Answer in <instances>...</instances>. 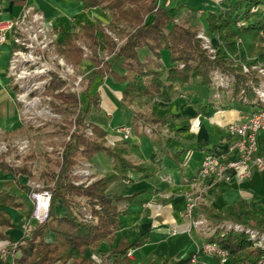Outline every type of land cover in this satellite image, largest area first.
<instances>
[{
    "label": "trees",
    "instance_id": "trees-1",
    "mask_svg": "<svg viewBox=\"0 0 264 264\" xmlns=\"http://www.w3.org/2000/svg\"><path fill=\"white\" fill-rule=\"evenodd\" d=\"M75 1L87 10L100 8L109 12L107 28L119 34L123 42L117 46L105 35L101 25L75 19L78 30L64 33L63 40L54 44L55 51L67 63L77 67L83 60L78 42L87 41L97 49L101 42L96 36L99 34L106 50L113 53V58L94 70L93 76L89 78L83 91L87 100L84 108L79 96L66 92L67 100L63 102L68 107L78 106L79 109L75 128L62 144L61 160L56 163L57 172L49 175L50 184L44 187L51 193L48 217L43 224L34 226L28 237L22 236L17 242L9 243L13 246L1 258L3 264H92V253L100 257L103 264H135L126 254L131 248L143 246L146 239L138 238L132 242L124 237L116 239V232L123 225L118 203L129 198L109 192V187L123 180L129 172L140 173L142 178H148L156 169L147 163L133 161L127 147L108 144L106 131L85 121L92 111L99 110L98 95L89 94L95 77H110L122 85L120 101L124 106L134 109L129 126L131 130H136L140 124L150 129L155 126L156 131L152 129V132L156 133L168 123V119L152 112L135 110L146 96L158 94L162 88L173 95L177 88L193 80H197L205 89H212L214 94L210 73L218 70L234 77L230 98L245 105L253 95L247 88L248 76L242 72L241 66L264 63V0H221L222 10L207 14V33L217 35L220 43L213 58L206 54L196 37L198 27L176 23L175 17L168 11L169 6H163L158 0ZM164 51L168 55V65L163 63ZM237 55L239 60L233 64L231 59ZM115 64L123 74L116 72L113 67ZM98 65L94 62L95 68ZM50 86L48 92L54 96L63 83L54 80ZM242 87L246 91L240 98L238 94ZM219 91L226 94L225 91ZM56 94L59 95L58 92ZM88 130L90 135L87 134ZM97 154L110 159L112 170L87 186L74 185L72 169L80 160L91 163ZM0 171L14 177L13 181L3 183L0 188V205L22 208L19 197L9 190L12 185L26 190L17 180L22 171L9 169L3 164H0ZM58 209L63 210V214L58 213ZM86 214L90 215L89 219ZM208 222L214 230L205 242L215 243L226 250L234 258V264H258L264 258V248L254 245L245 232L249 229L264 234L261 210L240 214L210 211ZM223 224L231 228H220ZM235 225L242 230L233 229ZM12 227L8 215L0 210V228ZM6 239L0 234V240ZM194 255L190 253L180 259L148 255L142 258L141 264H192Z\"/></svg>",
    "mask_w": 264,
    "mask_h": 264
},
{
    "label": "crops",
    "instance_id": "crops-1",
    "mask_svg": "<svg viewBox=\"0 0 264 264\" xmlns=\"http://www.w3.org/2000/svg\"><path fill=\"white\" fill-rule=\"evenodd\" d=\"M177 1L169 5L170 7L175 4L173 9L175 19H180L190 26H203L202 20L208 13L222 9L221 0ZM72 3L84 9L75 0H0V20H10L18 16L22 9L33 8L42 13L53 25L61 41L67 32L66 26L72 27L67 33L78 30L75 25L76 17L69 11ZM96 9L88 10L92 12ZM10 47L11 42L8 39L0 50L2 116L14 111L13 93L8 77ZM116 72L119 75L123 74L119 67L116 68ZM93 89L92 95H98L99 110L92 111L86 121L106 131L108 144L124 145L130 150V158L133 161L147 163L156 169L148 178H142L140 173L129 172L123 180L114 182L109 187V192L129 198L118 203L123 225L116 232V239L124 237L129 242L138 238L146 239L143 246L129 249L132 251L130 259L132 262L135 263L136 260L140 262L148 255L184 258V254L191 246L197 248L209 236L210 211L240 214L259 209L264 218V171L256 169H252L250 177L244 180L238 181L233 172L229 171L230 181H216L209 177L197 183L194 190L200 197L193 218L201 222V225L191 226L183 213L185 193L192 189L191 178L197 174L204 155L226 148L231 141L226 126L239 120L243 114L257 109L253 98L245 105L227 98L226 94H221V98L216 99L213 97V90L200 86L197 80L177 88L173 95H170L166 88H162L158 94L140 100L142 102L135 110L164 116L168 123L156 133L152 132V129L156 131L155 126L150 129L138 124L136 130L132 129L130 137L124 139L120 128L131 126L134 109L121 103L122 85L110 77H95L90 87V90ZM195 118L200 120L198 128L191 127ZM259 152L264 155V130L259 135ZM228 159H234V156L229 155ZM90 165L96 178L112 170L110 159L103 154L95 155ZM15 188L17 189V185H12L9 190L19 197L22 208L0 205V210L8 215L13 227L15 225L20 227L29 218L22 213L31 211L32 206L31 203L25 206V202H29L27 196L20 188L17 190ZM57 211L63 214V210ZM4 229L0 228V234L5 236L9 231L4 232ZM203 229L206 233L202 232ZM7 239L9 240V237ZM194 251L191 253L196 252ZM201 261L214 260L208 256H199L198 262Z\"/></svg>",
    "mask_w": 264,
    "mask_h": 264
},
{
    "label": "rangeland",
    "instance_id": "rangeland-1",
    "mask_svg": "<svg viewBox=\"0 0 264 264\" xmlns=\"http://www.w3.org/2000/svg\"><path fill=\"white\" fill-rule=\"evenodd\" d=\"M174 5L175 4L168 8L172 17H174ZM221 10L222 9L219 11ZM69 11L72 16L76 17L75 19L83 23L101 25L105 35L110 40L114 41L117 46L121 45L123 42L119 34L107 28L110 21L109 12L100 8L91 12L90 10L79 8L73 3L69 6ZM174 21L176 23H186L180 19H175ZM202 21L204 27L196 25L198 27V32L204 30L205 34L211 40L212 45L215 47V51L210 53L203 47L202 48L206 51L208 56L213 58L220 44L219 39L217 35L207 33L206 17H204ZM72 24H74V21H72ZM238 25L239 24H237V26ZM71 29L72 27L68 25L65 31L68 32ZM97 37L101 41L97 49L87 41L78 42L83 53V60L79 66L74 67L67 63L55 51L54 44L62 40L60 41L53 25L48 22L47 46L45 48L38 47L32 55L23 53V58H32L31 62H22V59H19L17 69L14 73L12 72L10 74L8 69L10 90L13 93L12 102L14 103V111L12 113L8 112L7 116H2L3 112L0 111V164L12 170L22 171V174L17 177V180L21 185L25 186L26 190L23 191V193L26 196L32 189L37 187H42L44 189L47 184H50L48 181L50 179L49 175L57 172L56 163L58 160H61L63 152L62 144L69 139V135L75 128V118L79 107H68V105L63 102V100H67L66 92L79 96L82 108H84L87 100L83 91L86 88L89 78L93 76L94 70L99 69L103 63L111 62L113 58V53L111 54L106 50L99 34ZM12 50H14L13 46L10 47L9 60ZM94 62L96 65L99 64L98 67L95 68ZM164 62L165 65H168L169 59L166 51L163 52V63ZM113 67L116 68V64ZM19 71H23L25 74L23 78L16 79L15 76ZM214 71L220 72L218 70ZM211 73L210 79L212 81ZM54 80L61 81L63 86H60L58 91H55L54 96H52L48 92V89H50V85ZM57 92L59 95L56 94ZM93 92L94 89L89 90L90 95H92ZM59 98L62 99V101H60ZM87 134H91L89 130ZM77 168L85 169L89 172V184L98 179L91 171L90 162L80 160L72 169V172ZM13 179L14 177L12 174L0 171V185L3 186V183L13 181ZM0 188L2 187L0 186ZM28 204H30V202H25V206H28ZM22 214L30 217L31 211H26ZM227 226L229 225L223 224L220 228L224 227L228 229ZM202 228H205V226H202ZM213 230L214 229L210 226L209 235L213 233ZM3 231H9L8 234L5 233V236L7 238L9 237V240L0 241V250L6 247L8 241L9 243L17 242V240L22 237V231L17 225L9 230L5 228ZM202 232L206 233V230L203 229ZM256 233L257 235L255 238H251L249 234V239L254 242V245L264 248V241L262 240L261 243L258 242L264 234ZM203 242H205V240L202 241L201 244ZM198 246H200V244ZM162 249H164V246ZM194 249L195 251L197 250V248L191 246L188 252L191 253ZM188 252L184 255L187 256L189 254ZM92 256H96L97 260L93 259ZM201 256L206 257L205 255ZM229 257L225 264H234V258ZM90 258L92 264H103L102 259L95 253H92ZM213 260V262L201 261V263L197 264H220L216 259L213 258ZM141 262L142 261L137 262L136 260L135 264H141ZM0 264H3L1 257ZM69 264H71V262H69ZM258 264H264V258L260 260Z\"/></svg>",
    "mask_w": 264,
    "mask_h": 264
},
{
    "label": "built area",
    "instance_id": "built-area-1",
    "mask_svg": "<svg viewBox=\"0 0 264 264\" xmlns=\"http://www.w3.org/2000/svg\"><path fill=\"white\" fill-rule=\"evenodd\" d=\"M173 1L176 0H158V3L168 7ZM47 25L48 22L44 15L29 7L22 9L18 16L10 20H0V50L8 39L14 49L9 60L8 69L10 74L16 71L19 59H22V62H31L32 58H23V53L32 55L38 47L45 48L47 46ZM196 37L202 42V47L206 51L210 53L215 51V47L212 45L211 40L205 34L204 30H200ZM236 57H232L231 59L233 64L239 60V55ZM241 67L242 72L248 76L247 88L250 89L253 95L252 101L256 104L257 109L253 112L243 114L239 120L229 123L226 126L227 132L231 136L229 144L224 150L206 153L197 174L191 178L192 189L185 193V207L183 212L191 226L202 224L193 218V212L200 197L194 190L198 182L209 177L216 181H230L231 176L229 171L233 172L235 179L238 181L249 178L252 169L264 171V155L259 152V135L264 130V63L242 64ZM24 74L25 72L19 71L15 77L16 79H21ZM211 78L215 90L213 97L220 99L222 93L219 90H222L226 92L227 98L231 99L230 94L234 77L214 71L211 73ZM245 91V87H242L238 96L242 98ZM199 125V118H195L192 121L191 127L198 128ZM120 131L124 139H128L131 135V128L129 126L121 127ZM229 155L234 156V159H228ZM89 175V172L85 169L77 168L72 172V183L76 186H87L90 183ZM27 198L31 203L32 209L30 217L20 226L22 236L25 237L31 234L34 226L41 225L46 221L49 214L51 193L42 187H37L27 194ZM86 218L89 219L90 215L86 214ZM227 227L231 228V226ZM233 229L237 231L242 230L237 225L233 226ZM245 232L248 235L250 234L251 238H255L257 235L256 232L249 229H246ZM262 240L264 241V236L258 242L261 243ZM11 246L13 245L7 244L6 247L0 250L1 258L7 255L8 249ZM201 255L214 258L220 264H225L229 257L226 250L220 248L215 243L207 242H203L197 247L195 255L192 258V264L199 263L197 257ZM126 256L131 259L132 251L129 250ZM92 258L97 260L96 256H92Z\"/></svg>",
    "mask_w": 264,
    "mask_h": 264
}]
</instances>
